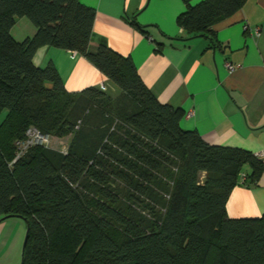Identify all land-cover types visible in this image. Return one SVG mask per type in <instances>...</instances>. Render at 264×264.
Instances as JSON below:
<instances>
[{
    "label": "trees",
    "instance_id": "trees-1",
    "mask_svg": "<svg viewBox=\"0 0 264 264\" xmlns=\"http://www.w3.org/2000/svg\"><path fill=\"white\" fill-rule=\"evenodd\" d=\"M184 2L178 25L215 45L214 25L247 0ZM95 16L80 0H0V219L28 224L23 264H264V216L226 209L245 168L257 184L264 162L184 130V111L161 104L130 57L91 48ZM18 18L33 37L12 36ZM45 46L84 56L122 94L69 92L52 63L35 65ZM29 129L59 147L17 158Z\"/></svg>",
    "mask_w": 264,
    "mask_h": 264
},
{
    "label": "crops",
    "instance_id": "crops-1",
    "mask_svg": "<svg viewBox=\"0 0 264 264\" xmlns=\"http://www.w3.org/2000/svg\"><path fill=\"white\" fill-rule=\"evenodd\" d=\"M80 1L96 11L91 48L104 43L130 57L158 101L184 111V130L196 131L211 146L250 151L264 162V0H247L235 15L215 24V45L178 25L184 0ZM36 32L27 18H18L11 30L20 42ZM34 63L40 68L52 63L69 92L96 87L113 99L122 94L77 52L45 46ZM247 175L228 199L231 219L264 216V171L257 184H249ZM26 235L23 219H0V264L22 263Z\"/></svg>",
    "mask_w": 264,
    "mask_h": 264
},
{
    "label": "built area",
    "instance_id": "built-area-1",
    "mask_svg": "<svg viewBox=\"0 0 264 264\" xmlns=\"http://www.w3.org/2000/svg\"><path fill=\"white\" fill-rule=\"evenodd\" d=\"M229 68L231 70L233 69L232 66H229ZM50 142H51V138L49 136L42 135L36 129H29L27 132V140L19 144V153L17 158L21 157L31 146L34 145L48 146Z\"/></svg>",
    "mask_w": 264,
    "mask_h": 264
},
{
    "label": "rangeland",
    "instance_id": "rangeland-1",
    "mask_svg": "<svg viewBox=\"0 0 264 264\" xmlns=\"http://www.w3.org/2000/svg\"><path fill=\"white\" fill-rule=\"evenodd\" d=\"M20 27H21L20 29H22V26H20ZM60 143H61L60 140H56V139H52V138H51V142L49 143L48 146H49V147L52 146V147H56V148H58L59 145H60ZM62 143H63V145H64V144H65V145L67 144V143H66V140H62Z\"/></svg>",
    "mask_w": 264,
    "mask_h": 264
},
{
    "label": "water",
    "instance_id": "water-1",
    "mask_svg": "<svg viewBox=\"0 0 264 264\" xmlns=\"http://www.w3.org/2000/svg\"><path fill=\"white\" fill-rule=\"evenodd\" d=\"M5 219H8V218H4L3 220H5ZM28 231H29V226H28V224H27V235H26V239H25V242H24V246H23V253H24V250H25V248H26V244H27ZM23 263H24V261H23V259H22V263H21V264H23Z\"/></svg>",
    "mask_w": 264,
    "mask_h": 264
}]
</instances>
